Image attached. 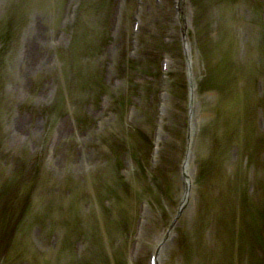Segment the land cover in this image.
Returning a JSON list of instances; mask_svg holds the SVG:
<instances>
[{"label":"rangeland","instance_id":"1","mask_svg":"<svg viewBox=\"0 0 264 264\" xmlns=\"http://www.w3.org/2000/svg\"><path fill=\"white\" fill-rule=\"evenodd\" d=\"M15 1L16 0H0V85L3 87L2 90H0V121L2 120V124L0 125V143L5 141V146H7V144L8 146L12 145L18 151H22L23 145L17 144L10 134V127L13 123V119L20 118L15 117L17 112H20L22 113L21 116L26 117L27 127L29 129L26 130L24 134L29 131L27 135H30L28 140L26 139L27 142L25 140L26 155L32 157L31 163H29V169L35 170L34 165H38L36 161L41 159L43 167L50 168L52 172L50 170H48V172L50 171L52 174L55 173V167L52 168L51 166V158L44 161L43 153L45 146L50 145L52 134H54L59 127H62V129L64 131L66 130L69 134L68 136L64 132V136L61 140V144H64V151L68 152V155H66V164H68L67 170L71 169L70 172H73L72 176L75 178L78 176L80 179L81 177H95L96 179L104 180V166L100 163L103 158L100 154L99 147L96 145L97 140L100 142L104 139V158L106 157L110 163L105 165V167L112 171L113 174L116 170V166H121L122 168H120V174H122H119L120 178L119 176L115 178L113 175L110 177H114L115 180H118V182L122 184H128L127 189H130L128 191V193H130V199H138L140 202L146 200V205L149 210V213H146L143 217L146 226L142 230L139 238L140 241H142L140 242V247L143 249V252H141L142 255L139 258V264H147L146 256H148V251L151 248L150 241L154 240L156 236L163 237L164 229L157 224V221H154V214H160L162 219L168 222L164 226L165 228L168 224L171 226V224H173L172 222H175L176 216H178L179 219L176 222H178L182 230H177V232L181 234V236H185L183 239L189 240L195 238L198 243L203 244L205 247H208V249H212L210 240H216L215 244L218 243V245H222L225 250L227 248L232 251L236 250V252H238V257L235 259L232 258L233 262L231 264H241L239 261L242 258L244 261L242 264H253L249 258L252 255L263 257L264 260V218L261 216L264 213L260 215L262 219L259 215L255 216L253 209L250 208L247 203V197H255L256 191L258 192L257 197H259V201L257 200L259 204L256 207L264 205V195L262 194L264 191V171L263 174L260 173V169H264V153L259 154L260 157H253V167H249L248 163H246V169H242V165L235 166L236 163H233V159L238 150L233 149L227 152L228 155H231L228 159L230 160V164L233 165V168L225 169L224 179H221L222 189L218 190L214 188V190H212L213 188H211L210 191H214L215 195L207 197L205 194L203 199H201V197L196 198L198 202L197 206L199 207L198 210L196 208L198 213L206 206V200L213 202L210 198L216 197L220 199L219 202H221V204L217 205L218 209L215 211L216 215L213 217L214 220L211 221L209 218L208 225L204 229L201 228L199 231L188 229L182 220L184 215L180 213V211L184 209L181 204L183 203L181 202L183 192L180 189L181 184L179 185L176 181V176L174 177V172L175 174L177 173L179 165L175 166V162H180L181 156L177 155L170 157L167 153V151L171 152V149L176 151L178 148H182L184 144L183 137H176L172 130H168L166 136H163L164 139L160 146V156L157 159H155L154 156H150L151 139L149 129L154 125L156 98L158 93L166 94L168 97L167 119L165 121L169 128L173 126L172 128L178 134V130L176 129L177 124H179L178 121L183 120L184 112L182 113V105L177 99L179 85L182 89V83L185 81V71L183 67L182 71H178L177 69L178 63L181 60L180 56L182 58L184 55L181 45L183 35H185L188 48L190 49L189 55L192 62L190 71L193 79L197 78V80L201 70V58H199L200 50L198 52L201 34L206 39V44L211 48L213 46L214 48H219L221 45H225V43L228 42L235 47L231 42L234 38L238 46L242 41L237 38L238 33H236V37H233L230 26L231 23L227 19L222 18L223 9L220 7V5H222L220 1L222 0H176L178 2V7L172 4L174 0H172V2L170 0H162L163 4L159 6L155 5L154 0H144L142 6L144 14L142 27L155 32L156 35L150 42L140 35L139 45L141 49L139 53L141 58H136L134 60L128 57L126 52L127 42L124 40L125 37L128 38V36L131 35L130 27L132 25L135 0H83L82 4L77 3L76 0ZM227 1L228 0H224V2ZM261 1L264 2V0ZM13 2H15L17 6H13ZM52 2L54 3L53 7L51 6ZM229 3H231L230 5L232 6L226 7L225 12L232 11L234 20H236L237 17L241 20L245 19L247 15L245 9L247 8H244V5L239 3H237L238 5L234 4V1H230ZM74 5L77 6L76 8L79 11L77 17L72 20L73 15L71 13H74V10L71 8ZM119 6L124 8V14H126V16L123 18V26L118 27V33H120V38L123 40L116 41L113 37L114 34L117 33V30H114L113 26H115V20H118V24L120 22L119 13L117 18H115ZM94 8L97 9L95 10ZM94 10L95 15L92 18L90 16L93 14ZM53 14H55V17L50 16ZM263 14L264 4L259 9L258 15H251L250 13V18L245 19L247 23L255 22V25L252 27L250 25L251 30H253L255 34L257 29L256 22L262 25L264 23ZM69 18L71 19L70 21ZM84 19H86L88 23L79 30L77 26L78 24L81 26ZM183 22L188 25L184 34L181 33L182 30H184L181 26ZM220 23L223 26L224 32H227L225 35H229L227 37L225 36L224 39L220 37V33L218 35L216 34L219 32ZM34 24L40 25L44 30L45 33H43V35L47 43L55 44L56 47H58L56 51L50 50L48 53L47 49L43 48V54H47L51 59L56 55L57 59H54V61L56 63L58 61L57 65L61 67L60 73H62V77L66 79L65 82L59 79L56 72L48 74L46 78L40 76L39 78L32 77V79V75L27 78V76L24 77L21 73V68L19 69L21 58L20 50L23 49V42H25L26 39L31 40L32 34L30 33ZM216 24H218V26ZM90 25L95 30L91 29ZM125 26L129 27V29H125ZM11 31L14 32V37L16 34L17 36L8 49L4 47L5 44H7L5 38ZM225 38L230 41H227ZM216 39L217 42H213ZM21 42L22 46L20 45ZM118 44H121V46L115 47ZM90 49L92 53H89ZM210 50H208V52H211ZM53 52L57 53L53 55ZM238 56L239 53L237 57ZM161 59H166L168 63H171V71L164 79L160 77ZM72 62H74V66H72ZM249 62L252 61L249 60ZM236 65V68L242 66V69H245L243 66H247L248 62L238 61ZM78 75L81 77L79 78ZM240 75V73H237V76ZM74 77H76V79H74ZM23 79L24 82H27V88L25 87V90L22 92L18 88V83ZM71 79L74 80L71 82ZM239 80L245 82L247 81V77L243 76L239 78ZM255 89L257 91L253 90L252 99L263 100V104L261 105H264L263 80L257 84ZM181 95L182 93L179 94V98ZM213 97L214 98H208L206 100L207 102H204L201 97H196L195 95L192 110L196 106H198V110H200L199 107L202 109L205 105L216 104L217 106L219 103H216L217 99L214 95ZM230 106V103L227 104L229 108V110L226 111L227 114H233L235 112ZM234 106L238 108V105L236 106L235 103ZM129 110H133L132 116H130L131 113ZM77 111L80 112L81 116L76 113ZM178 113L180 117L176 118L174 115ZM71 116H74V118H81L78 125L73 122L74 118H71ZM111 119L114 120V122L112 123L111 121L110 124L111 130L105 127L100 131L101 124ZM182 124H184V122H182ZM123 125H126V128ZM76 131H78L79 134ZM75 132L77 133V135L75 134L76 138L72 139L71 135ZM78 136H84L88 139L86 141H89L85 142L80 140L83 144L82 148L78 146V144H80ZM90 138H93V140L90 141ZM118 142L119 147H117V153L120 155L118 156L117 163L119 165L116 164L114 166L110 160L113 154L111 144ZM29 144H33L35 150L30 148L31 146H28ZM136 144H146L141 148L142 154L140 156H142L143 159L137 161L142 170L136 165L137 163H135L134 156H131V153L135 152L134 147ZM2 145H0V159L5 158L3 155H6L4 154ZM170 145H175L176 147L171 148ZM42 149L43 151H41ZM81 149L85 154L88 153V161L82 166L76 165L73 162V167H70L69 163L70 160L72 161L73 159L72 156L74 157V153L76 152L77 154ZM59 153L60 150L57 155ZM194 153L196 154V152L193 151V155ZM70 154L73 155L70 157ZM7 157L8 161L1 159L0 165L2 168L4 167L9 171L11 165L13 166V153L10 152ZM249 160L250 159L247 158L245 162ZM162 168L164 170L160 171ZM77 170H79L77 172L78 174L75 172ZM166 170L169 171L165 173ZM58 174L57 172L55 176L59 177ZM157 174L166 181L165 188H163L164 191H162L166 195H162L163 198L159 201L156 200L162 197L161 195L159 196V192H156L157 198L156 196L153 197L156 191L155 188H153L154 193L150 198L148 196L149 188L147 184L144 188L140 189V185L138 186V183L142 184V186L146 182L148 183L147 179L150 177L155 179ZM247 174L248 178L244 180L243 177ZM186 175L189 176V170ZM126 176L130 178V181L124 180ZM142 179L144 182H141ZM111 184H113V182ZM108 189L112 190L113 185H110ZM55 191L57 194L52 195L53 197L61 194L60 185L58 188H55ZM90 196L92 197V195ZM239 196L242 198L245 197V200L240 202V200H238ZM227 201H229L231 207H233L237 213L233 219L230 218V212H232V210L228 214L223 210ZM257 201L255 199V204ZM95 202L96 201H94V203ZM87 203L88 204L84 203L83 205L91 204V202ZM104 206L106 208H104ZM157 208H161L163 211L154 213L153 211ZM108 209L109 207L106 203H97L95 208H92V205L90 208H88V206L84 207L81 210V219H83L84 222L79 223L80 229L77 235L86 239L88 244H84L80 237H75L73 239V245L68 247V252L70 254H66L70 259L53 260L55 258L50 257L47 259L44 258L43 260L45 262L51 261L53 264L54 262H56V264H120V262L123 261L122 259L126 256V253L129 252H123L122 250L127 246L128 239L131 242L133 238L126 235L122 241L120 235L119 237L118 235H111L110 239H105L104 241V233L106 230H109L110 220L108 224H106L102 222L101 219H103L102 215L105 217V212H107ZM166 211L167 213H165ZM203 211H205V209ZM194 215L192 217H189L191 215H187L190 226L193 222ZM137 217L138 209H136L133 218L136 220ZM216 218L217 224L215 226ZM87 224L90 229H92L91 231L88 229ZM236 225H241V228L245 226L248 227V229L249 226H252L251 230H255L257 235L259 232V235H256L257 237L249 236L251 237L250 245L252 243V246H250L251 254L250 252L243 253V255L240 254V250L243 251V249L245 250V248L249 247L248 245L247 247L245 246V241L242 237L237 236L222 241V237H224L226 233L222 237L217 236L220 228L225 229L224 226H229L236 230ZM183 228H186L187 231ZM61 230L62 231L56 229L52 230L50 227H37L30 236L28 241L29 246L39 254H51L55 251L51 249L52 245L50 244L58 243L57 239L63 234L65 235L73 231V228L61 226ZM171 230L176 231L175 228ZM143 231L145 233L144 238L142 237ZM168 246V248H171L170 251L176 252L175 247L173 248L174 244L172 241L168 243ZM86 247L88 249L84 251L83 248L85 249ZM189 247L191 249V243L187 245L186 248L185 246L181 248V251L178 249L179 255H182L180 252H184L185 254L187 251H191ZM166 250L167 249H165V251ZM256 250L258 253H256ZM234 253L235 252L232 253L233 256ZM192 255L195 258L200 256L195 255V253H192ZM130 256L132 257V255ZM214 259L213 256V260H208V264H215ZM107 261L108 263H106ZM165 261L166 258H163V262ZM181 261L185 264V257L184 260L181 259ZM19 263L26 264L24 261H20Z\"/></svg>","mask_w":264,"mask_h":264},{"label":"bare ground","instance_id":"2","mask_svg":"<svg viewBox=\"0 0 264 264\" xmlns=\"http://www.w3.org/2000/svg\"><path fill=\"white\" fill-rule=\"evenodd\" d=\"M79 4L83 3V0H76ZM81 1V2H80ZM138 1V0H135ZM172 2V0H170ZM178 1V0H177ZM174 0L172 4L177 7V2ZM232 0H228L227 2H224V0L220 1L222 5H225L229 3ZM244 4H249V8L245 9V12L247 13L245 19L250 18V13H254L255 15H258L259 9L264 4L261 0H240ZM160 4H163L162 0H157L156 6H159ZM172 5V6H173ZM220 5L222 11V18L227 19L231 23V29L233 37H236V33H238V39H241L244 42H240V45H237L236 39H233L234 42V48L232 51L231 46L228 43H225V45H221L219 48H214V46L211 48L207 44L204 45L202 43V40L200 41V45H198V52L200 50V57L201 58V70L200 75L197 80V78L193 79L192 73L190 71L191 66V58L189 55L190 49L188 48L187 41L185 38V35H183L181 40V45L183 47V56L178 63V71H182V67L185 71V81L182 83V89L180 88L178 92L179 94L182 93L181 97L179 98L178 94V101H180V104L182 105V112L184 110L183 114V120H187V122L178 121L179 124H177V132L166 123V116H167V109H168V97L166 94L158 93V96L156 98V109H155V120L154 125H152L149 129L150 139L153 146V151L156 153L157 146L162 144L163 136L167 134L168 130H172L173 134H175L176 137H181L179 135L183 134L184 137L188 140L190 147H195L199 150L198 153H201V156L204 161H209L208 158V150L210 149L211 145L215 146L219 149V151L222 154H225L233 149H238L235 158L233 159V163H236L235 166L242 165V169H244L246 166L245 160L248 158L247 153H256L257 156L260 157L259 154L264 153V105L263 100L258 99H252V92L257 91L253 85L255 83H258V80L260 78L264 79V23L263 25L256 22V34L253 30H251V27L255 25V22H245V19H240L239 17L234 20L232 11L225 12L226 7ZM136 6V5H135ZM143 8H141V14L138 20L135 22H132L131 29H137L136 33L131 36L129 35L128 38L125 37V42H127V55L130 59L134 60L136 58H141L140 56V45H139V37L140 35L144 37L148 42L152 41V39L155 37L156 33L152 32L148 29H145L142 27L143 25ZM120 22H115L116 27H122L123 20L126 16L124 14L125 12L123 10L120 11ZM264 16V14H263ZM135 18V15H133V18ZM233 19V21H232ZM118 21V20H116ZM103 22V21H101ZM264 22V21H263ZM113 24V25H114ZM85 24H83L84 26ZM218 26V24H216ZM251 25V27H250ZM81 26V28H83ZM181 26L184 28L182 30V34L185 33V29L188 28V25L183 22L181 23ZM87 27V26H86ZM125 29H129V27L125 26ZM258 31V33H257ZM220 37L224 39V37L229 36L225 35L227 32L223 31V26L220 23ZM44 30L40 27L38 24H34L33 28L31 29L32 38L31 40L26 39L25 42H23V49L20 50V65L19 69L21 68V73L23 76H27L29 78L30 75L31 79L33 78H39L40 76L43 78H46L48 74L56 72L58 74V77L61 81L65 82L66 79L63 76L61 72V67L57 65V63L54 61L56 60V53L53 52V55L55 57H48L47 54H43V48L47 49V53L50 50L56 51L58 47H56L55 44L47 43V40H45V37L43 35ZM218 35V34H217ZM218 38V37H217ZM113 39L117 40H123L120 38V33L114 34ZM227 41H229L227 38H225ZM213 42H217V39ZM157 44V43H156ZM22 46V42L20 44ZM121 44L116 45L115 47H120ZM123 46V45H122ZM236 48V49H235ZM211 49V50H210ZM210 50L211 52H208ZM238 50V52H237ZM71 53V52H70ZM92 53V50L90 49V52ZM239 53V56L237 57ZM237 57V58H236ZM48 59V60H47ZM239 59V60H238ZM251 60L252 62H249ZM160 72L161 78H165L168 73L171 71V63H168L166 59L160 60ZM240 61H247L248 65L243 66L245 69H242V66H239L236 68L237 62ZM60 64V63H59ZM74 66V65H73ZM56 69V71H55ZM58 71V72H57ZM35 73V74H33ZM237 73H240V76H237ZM56 74V75H57ZM44 75V76H43ZM79 78L81 77L78 75ZM247 77V81L241 82L239 78L241 77ZM76 79V77H74ZM74 79H71L72 82ZM31 81V80H29ZM32 82V81H31ZM27 82H24V79L18 83V88L23 92L25 90ZM184 87V88H183ZM186 89V90H185ZM186 94V95H185ZM6 95V94H5ZM199 96L202 98V101L207 102L206 100L208 98H215L217 99L216 103L218 104H212V105H205L202 109L199 107L200 110L197 109L198 106H196L192 110V106L194 103V97ZM233 95V96H232ZM208 96V97H207ZM181 99V100H180ZM161 101V102H160ZM21 103V102H20ZM230 103V108L235 110L233 114H227V110L229 108L227 107V104ZM234 103L238 108H235ZM187 104V105H186ZM196 105V104H194ZM186 106V107H185ZM211 106V107H210ZM241 106V107H240ZM104 108V106H103ZM259 108V110H258ZM1 110V109H0ZM192 110V112H191ZM257 111L259 115L255 114ZM133 110H129L131 113L130 116L133 115ZM172 112V111H171ZM71 113V112H70ZM79 116L80 112H76ZM175 113V112H174ZM20 114V115H18ZM137 114V113H136ZM22 113L17 112L15 117L20 118H14L13 123L10 127V134L13 138V140L17 144H25L30 137V135L24 134L26 130H29L27 127V119L24 116H21ZM176 118L180 117V114L174 115ZM137 117V116H136ZM71 118H74V116H71ZM258 119V120H257ZM80 117H75L74 121L75 124L78 125L80 122ZM262 122H260V121ZM111 121L114 122L113 119L104 121L103 124H101L102 130L105 127H108L111 130ZM130 121V120H129ZM184 122V124H182ZM247 125H251L253 131L251 132V135L248 133L245 135V138L241 136V132L243 130L241 129V126L243 123ZM126 128V125H123ZM100 127V131H101ZM180 131V132H179ZM64 132L69 136L68 132L62 129V127H59L54 134L51 136L52 142H50L49 150L52 152L51 156V166L52 168L55 167L56 171L55 173H51L52 170L50 168H44L42 164V160L40 159L35 166V170L29 169V163H31L32 157H29V155H26V152L22 153L18 151L15 148H11V146H5L3 143H0L2 145V149L4 150V154H10V152L13 153L12 160H16L17 164L15 166H11V171L9 174L4 173L6 176L5 178L0 177V243L5 241V236L8 233V228L11 230V232L16 235L17 234V226L10 222L14 210L17 208L19 203H23L25 201L24 205V212L26 217H28L30 221V226L28 227V232L33 234L34 230L37 229V227H50L52 230H61V226L65 227H72L73 231L68 232V234H63L60 238H58V243H52L50 245L51 249L55 252H52L51 254H36L32 250L29 252L28 257L32 259H36L37 261H34L33 264H40L38 260H43L44 258H50L53 257L57 260L58 259H66L69 258L66 254L69 253L68 250L70 246L73 245V239L76 237H80L82 242L84 244H88L86 239L81 237L79 234L80 226L77 223V212L82 207L90 208L92 205V208H95L97 203H103L107 204V206L110 208L108 211L107 216L104 217L102 215V222H106L108 224V221L110 220V228L108 227V231L106 230L104 233V241L105 239H110L111 235H115L119 237L121 236V239L123 241L124 237L128 235L129 237L133 238V241H129L127 246L123 248V252L129 251L126 253V256L122 259L123 261L120 262V264H139L140 262V256L142 255L141 252H143V249L140 247V235L142 233V230L145 228L143 217L146 215V213H149V210L147 208L146 200L144 202H140L138 199H130L129 196L130 193L128 191L130 189H127V185H124L120 189V197L119 202H123L125 205L123 207H117V198L114 196L109 195L108 193H104V188H108L111 184L104 183L102 185L98 179L95 177L88 178V182L84 184L82 187L83 182L80 180L79 176L77 178L71 176V179L68 178L69 175H72L73 172H70V170H67L68 164H66V155H68L67 151H64V144H61L62 137L64 136ZM78 133V131H76ZM72 133L71 135L72 139H75V134ZM100 133V132H99ZM186 133V134H184ZM79 134V133H78ZM82 134V133H81ZM101 136V134H100ZM102 138V136H101ZM248 138V139H247ZM27 139V140H26ZM99 139V138H98ZM26 140V142H25ZM86 141L88 140L84 136H78V141ZM93 138H90V141H92ZM80 141V144L78 146L80 148L83 147L82 142ZM161 142V143H160ZM55 143V145H54ZM211 144V145H210ZM82 145V146H81ZM96 145L99 147L100 154L102 156L101 164L104 166V177H110L114 176L115 178L119 176L120 178V167L116 166V170L114 171V174L112 171H110L105 165H107L108 159L104 158V139L98 142L96 141ZM119 145L118 143L111 144V148L117 152V147ZM146 144H136L134 147V151L131 153V156H134V159L137 157V155H134L135 153H138L141 148H143ZM31 146L30 148H33L35 150L34 145H28ZM55 146V147H54ZM171 147H176L175 145H170ZM73 149V148H72ZM60 153L57 155V153ZM66 150V149H65ZM191 150V149H190ZM152 150H150V156H152L153 153ZM75 152V151H74ZM241 152V158L238 154ZM35 153V152H34ZM38 154V153H37ZM70 154V157L72 156V161L70 160L69 166L73 167V162L76 165L82 166L84 163L88 161V153L85 154V152L82 151V149L76 154L74 153ZM142 154V151L140 150L139 156ZM57 155V156H56ZM114 160L115 164L119 165L117 163V153L114 154ZM158 154L156 153V158ZM6 161H8V157L6 155H3ZM39 156V155H37ZM64 156V159H63ZM154 160V159H153ZM5 161V162H6ZM193 153L188 152L186 161L184 164L178 169L180 170V174L174 172V177L176 176V181L180 186L181 191L183 192V198L181 200V203L183 205V210L180 211L184 216L182 217L184 225L188 229H194V230H201L204 229L208 225L207 218L200 213L197 212L198 206L196 202L197 197H202L206 194V196H212L215 195L214 191H210L212 187L207 188L205 190L202 188L197 180L198 175H196V172H193V174L190 173L191 165L190 162H193ZM68 162V160H67ZM244 163V164H243ZM84 164V165H85ZM179 165V162H175V166ZM122 169V168H121ZM193 169V168H192ZM246 169V168H245ZM48 170H50L48 172ZM164 169H160V171H163ZM189 170V176L186 175V171ZM260 173L263 174L264 169H260ZM74 171V170H72ZM79 170L75 171L76 173ZM169 170H166L168 172ZM193 171V170H192ZM57 172L59 173V177L55 176L57 175ZM81 172V171H80ZM79 172V173H80ZM78 174V173H77ZM75 174V175H77ZM120 174V175H119ZM128 174V173H127ZM259 174V173H258ZM3 175V174H2ZM54 175V177H53ZM181 175V177H180ZM111 177V180L114 178ZM165 178V177H164ZM248 174L243 177V179H247ZM122 179V178H121ZM124 180L130 181L129 177H124ZM212 181L217 182L218 177L215 175L211 178ZM90 181L92 183H90ZM120 181V180H119ZM148 183L146 182L149 188V197H152L153 188L156 189L154 196H156V192H159V196L166 195L162 191L163 188H165L166 181L157 174L155 179H152L150 177L147 179ZM141 182H144L142 179ZM120 183V182H119ZM39 185L41 187L37 190L36 194L39 195L38 199L32 198L31 200V193L34 191L35 187ZM60 185L61 189V198L57 200V197H53L52 195H55L56 192L54 190L48 191V189L52 188H58ZM96 193L95 196L99 193L97 188L101 191V193H104V196H106V200L101 201L100 199H96V202L92 200H88L86 193H90L93 189ZM139 186V183H138ZM82 188V190L80 189ZM90 187V188H89ZM142 188L139 186V189ZM257 189V187H256ZM213 190V189H212ZM256 200L259 199L258 192H256ZM4 194V195H2ZM264 195V192L262 193ZM158 196H156L157 198ZM163 196L160 197V199L156 200H162ZM25 199V200H24ZM155 199V198H153ZM208 199V198H206ZM216 205L221 204L219 202L220 199L210 198ZM24 200V201H23ZM134 201V202H133ZM155 201V200H154ZM207 201V200H206ZM222 201V200H221ZM87 202H91L89 205H83L84 203L88 204ZM156 202V201H155ZM166 202V201H164ZM80 207H77V205H80ZM219 207V206H218ZM197 208V210H196ZM136 209H138V217L135 220L133 217L135 216ZM92 210V209H91ZM223 210H225V213L228 214L231 210L232 212L230 215V218L233 219L235 214V209L231 207V204L229 201H227V204L225 207H223ZM94 211V210H92ZM158 211H163L161 208H157L154 213H158ZM264 211V207H263ZM193 212V213H191ZM196 212V214H195ZM97 213V212H96ZM162 213V212H161ZM167 213V211L165 212ZM191 213V214H190ZM98 214V213H97ZM195 214V215H194ZM214 214V213H213ZM187 215H191L189 217L193 218V222L191 226L189 225L190 222L188 221ZM154 221H157V224L161 226L163 231V237L156 236L154 240L150 241V250L148 251L149 254L146 256V262L147 264H184L182 260H184V257L186 259L185 264H208V260H213L214 256V263L215 264H231L233 262V259L236 258V256H233V259L231 257V251L228 249L225 250L222 245H218V243L215 244L216 240H210V246L212 249H208V247H205L203 244L198 243L196 239H182L179 237H176L177 232L172 231V228H175L177 230L179 228L178 222H176L179 218L175 219V222H172L173 224H168V226L165 228L164 226L168 223L162 217L160 214H154ZM22 217L17 215V221L20 225H22ZM262 221V220H261ZM28 222L26 218V223ZM82 222H84L82 220ZM166 222V223H165ZM88 229H90L89 225L87 224ZM160 228V227H159ZM181 228V227H180ZM229 226H226L224 231L226 233L227 238H235L237 236L242 237V239L245 241V246H249L248 248H245L240 250L242 253H249L251 254V248L252 243L250 245V239L249 236H255L257 237V232L255 230H251L252 226L245 227L241 225H236V230ZM182 229V228H181ZM185 231H187L186 228H183ZM92 229H90L91 231ZM223 229L220 228L219 232L217 233L218 237L223 236ZM202 233V232H201ZM264 233V232H263ZM254 234V235H253ZM257 235V236H256ZM103 236V234H102ZM145 233L143 231L142 237L144 238ZM101 237V235H100ZM16 238L19 239V236H15L13 240L15 241ZM99 238V237H98ZM138 239V240H137ZM185 240L187 241V245L191 243L192 247L190 249L191 251H187L185 254L184 252H180L182 255H179L178 249L180 251L182 250L185 244ZM174 244L173 248L175 247L176 252L170 251L171 248H168V243L171 242ZM194 241V242H193ZM193 242V243H192ZM26 247H29V243L24 242ZM209 246V247H210ZM87 247L83 250L87 251ZM165 249H167L165 251ZM242 249V248H241ZM131 250V251H130ZM2 249L0 246V253ZM168 254H167V253ZM192 253H195V255H200L198 258H195ZM256 253L258 251L256 250ZM13 253H11L12 255ZM70 254V253H69ZM134 254V255H133ZM167 254V255H166ZM130 255H132V258ZM166 255V257H165ZM202 256V257H201ZM130 259H129V258ZM143 257V256H142ZM141 257V258H142ZM181 257V259H180ZM163 258H166V261L163 262ZM229 258V260H228ZM70 259V258H69ZM132 259V260H131ZM139 259V260H138ZM191 259V262H190ZM245 260V259H244ZM250 260L253 262V264H264L263 257L252 255L250 257ZM222 261V262H220ZM55 263V262H54ZM116 263V262H115ZM240 263H244L243 259H240ZM0 264L1 261H0ZM6 264H15V261H8ZM32 264V263H28Z\"/></svg>","mask_w":264,"mask_h":264}]
</instances>
